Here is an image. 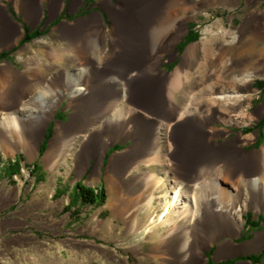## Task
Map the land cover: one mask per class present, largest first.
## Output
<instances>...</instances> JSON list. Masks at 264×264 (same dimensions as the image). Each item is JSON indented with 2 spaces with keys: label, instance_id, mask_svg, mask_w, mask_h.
<instances>
[{
  "label": "bare ground",
  "instance_id": "6f19581e",
  "mask_svg": "<svg viewBox=\"0 0 264 264\" xmlns=\"http://www.w3.org/2000/svg\"><path fill=\"white\" fill-rule=\"evenodd\" d=\"M122 1L125 3L122 10L109 2L114 14L112 47L104 51L99 63L106 69L100 70L102 67L94 61V57H98L101 32L105 30L102 15L88 16L75 25L66 23L58 29L67 43L60 49L50 47L47 52L50 59L69 57L74 64L88 67L80 77L72 78L68 71L48 83L50 88L39 94L43 113L39 121L33 114L21 120L16 109L24 97L46 84L47 66L40 61L33 66L28 59L23 72L10 63L0 64V144L9 154L21 145L29 152L38 153L46 122L62 104L68 87L73 88V93L67 96L69 106L73 108L71 121L57 124L45 154L47 163L53 167L73 146L83 144L82 140L88 142L83 148L86 156L97 148L101 149L102 156L112 141L136 135L133 146L114 155L108 182L109 206L125 219L130 229L144 226V217L147 218L145 222L151 223L146 228L150 233H155L156 224L169 226L168 234L162 239L169 251L164 256L168 259L165 264H205L204 249L208 243L223 233H238L244 223V207H252L253 202L264 204V144L258 150L243 153L241 144L249 143L254 136H245L241 132L230 142L215 144V129L208 130L204 114L206 110L212 114L231 110L238 112L235 119L245 117L240 114L245 100L240 90L244 86L251 87V77L263 71L264 54L259 57L249 55L241 41L243 35L248 34L253 44L264 43V27L254 18L247 20L240 35L225 27L218 31L212 26L207 27L206 35L186 50L181 64L172 73L157 71L159 56L142 70L136 65L150 59L149 31L154 23L186 30V22L196 16L190 12L198 8L197 3L187 0ZM56 2L61 4L62 0H54ZM38 7L27 10L33 16ZM7 12L8 8L0 4V46L10 41L19 42L23 37L22 25L19 30L4 29ZM229 35H233L232 41L228 40ZM177 36L172 44L178 40ZM167 38L165 34L154 44ZM215 40L220 42L216 45ZM199 55L203 59L197 68L200 71L197 82L185 87V80L195 77L192 66ZM208 66H214V70ZM83 83L86 85L81 86ZM178 91L192 96L186 106L177 96ZM123 95L131 96L127 103L123 101ZM119 106L122 107L118 110ZM115 112L120 115H114ZM263 113L264 104L253 117ZM147 115L155 121L151 122ZM138 117L139 122L135 125ZM163 127L168 141L165 146L162 143ZM155 163L167 165L172 174L170 181L176 184L170 198L167 199L168 194L163 195L164 207L158 216L152 215L148 208L158 198L157 188L161 187L162 179H156L152 172L134 178L129 175L141 165ZM185 183L193 186L195 191L184 192ZM209 183L214 187L209 188ZM198 187H202L205 197L202 214L194 211L197 204L189 201L196 198ZM196 219L201 228L194 226ZM194 227L197 235L191 240L189 235ZM263 239L264 234H258L249 248L257 247ZM177 247L182 252L181 261H176L178 257L174 256ZM227 247L220 249V254H224Z\"/></svg>",
  "mask_w": 264,
  "mask_h": 264
},
{
  "label": "rangeland",
  "instance_id": "374dc122",
  "mask_svg": "<svg viewBox=\"0 0 264 264\" xmlns=\"http://www.w3.org/2000/svg\"><path fill=\"white\" fill-rule=\"evenodd\" d=\"M187 1L196 2L198 8L190 12L196 16L186 22V30H182L178 26L174 27V29H172V26L166 28L162 24L154 23L152 30L149 31L152 41L149 50L150 59L142 65H136L137 67L143 70L153 63L156 56H159L160 62L156 66L157 71L172 73L181 64L186 50L191 45L200 42L203 36L206 35L205 29L207 27L212 26L215 31L225 27L240 35L245 23L250 18H254L260 23V26L264 27V0ZM109 2L112 6L119 8V10H122L125 6L122 0H62L61 4L58 2L54 3V0H42L39 2L41 3L39 4L41 9L39 10L40 7H38L36 14L32 16L30 15V10L22 11L10 0H0V4L7 7L10 11L9 13L20 24L27 25L32 30L40 26L41 35L31 41L21 44L24 33L19 42L10 41L4 46H0V53L5 50L11 51L5 59H0V64L10 63L15 69L23 72L26 71V61L28 59L33 63V66H36L38 61L47 66L45 69L48 79H46V84L38 87L35 93L24 97L16 109L21 120L32 114L35 115L36 120H40L39 117L43 113L40 110L39 94L50 88L48 83L52 79L59 76L62 77L68 71L70 77H80L88 67L74 64L75 62L69 57L62 60L50 59L47 53L50 47L53 46L56 49H60L67 43L58 30L66 23L75 25L85 17H94L97 14L102 15L101 17L105 20V23L103 22L105 30L101 32L102 38L98 44V57H94V61L98 63L95 65L102 67L100 70L106 69L99 63L101 60L100 56H103L104 51L112 47L111 37L114 14ZM167 3H163V6H166ZM191 23L194 24V28L190 26ZM190 28L199 31V38L188 43L183 51H177L178 43L184 40ZM165 34L168 38L164 42L155 45L154 43H157V40H160L163 35L165 37ZM176 36L178 40L172 44L171 41ZM243 36L241 45L244 46L243 49L246 47L249 55L259 57L264 54V43L253 44L248 34ZM232 39L233 35H229L228 40L232 41ZM216 41L215 44L217 45L220 41ZM202 59L203 57L199 55L194 62L195 65L192 66V71H194L195 77L189 81L185 80V87L197 82V77L200 74L197 68ZM209 67L214 70V66ZM94 68L96 69V66ZM262 70L260 74L251 77L253 79L251 87L244 86L240 90L241 95L245 99L240 114L245 117L235 119L238 112H231V110L229 112L224 110L220 114H212L210 111H205L206 127L209 131L215 129L214 133L216 136L213 141L215 144L219 145L225 141L230 142L231 139L241 132L245 136H254L249 143L241 144L240 148L243 149V153L258 150L263 146L264 123L260 127L263 132V139L259 146L256 145L259 136L258 127L252 132H244L245 128L256 127L264 119V113L262 116L253 117L258 107L264 104V91H261L255 85L256 80L264 79V68ZM85 85L84 83L81 84V86ZM72 89L68 87L67 94L61 101L62 104L57 110H54L52 116L46 122L44 137L39 142L41 146L47 135L42 155H40V150L38 153L31 150L29 152L22 145L17 147L14 153L9 154L3 150L0 144V264H165L168 259L164 256H167L169 251L163 245L162 239L168 234L169 226L163 227L159 226L160 224H156L154 226L156 227L155 233H150L146 228L151 223L148 220L145 222L147 218L144 217V226L130 229L126 225L125 219L119 217L112 207L109 206L111 196L108 182L114 155L133 146L136 135L133 136L134 138L122 136L112 141L102 156L99 148L90 156H86L83 148L88 142L82 140L83 144L77 143L73 146L71 151L65 154L62 157L63 159L53 167L45 160V154L55 135L57 124L71 121L73 108L69 106L67 96L73 93ZM178 92L177 96L181 103L186 106L191 101L192 96L189 97L184 91ZM195 92H199V90ZM122 97L123 101L127 103L128 97L130 98L131 96L123 95ZM122 106H119L118 110ZM16 110L11 111L14 112ZM114 115L120 114L115 112ZM147 117L149 116L147 115ZM149 119L151 122L155 121L151 116ZM134 122L137 125L139 117ZM49 124L51 128L47 129ZM255 137H257L256 140ZM162 141L163 146L167 145V134L164 127L162 130ZM15 158H18L22 166L21 170L12 176H9V171L8 176H6L8 170L6 166ZM35 162L37 163V168L33 169L32 165ZM147 172L154 173L156 179H162L163 181L161 187L157 188L158 198L148 208L152 215L158 216L164 207L165 197L163 195L168 194L167 199L170 198V194L175 189L176 184L170 181L171 170L163 163L141 165L135 171H130L129 175L134 178ZM78 181H82L92 187L103 185L106 201L100 207L88 206L81 209L80 214H76L73 219L70 211H66L65 207L69 203L68 193ZM207 186L209 188L214 187L212 183ZM57 189H59V193L62 191L65 193L58 195L56 194ZM182 190L184 192H194L195 188L185 183ZM202 194V187H198L195 193L196 198L189 200L194 205L197 204L194 211L200 214L203 213V207H205L203 205L205 197ZM248 213L253 214L251 219L259 221L253 227L246 225ZM259 215L262 216L259 217ZM243 220L244 223L238 233L234 231L223 233L208 243L204 249V255L207 259L205 264L208 263L209 259H212L211 264H220L222 262H224L223 264L264 263V257L259 262H253L247 258H238V256H246L253 253L259 254L264 248V239L257 247L249 248L251 242L258 234H264V204L253 202L252 207H244ZM193 224L195 227L201 228L199 219L193 221ZM195 227L190 233L191 235H189L191 240L197 235ZM154 234L155 237L153 236ZM223 247L227 248H225L224 254H220L219 250ZM179 248L177 247L174 251V256L178 257L176 261H181L182 252H180ZM211 249L214 250L210 253ZM206 253H210V257Z\"/></svg>",
  "mask_w": 264,
  "mask_h": 264
},
{
  "label": "trees",
  "instance_id": "16d2710c",
  "mask_svg": "<svg viewBox=\"0 0 264 264\" xmlns=\"http://www.w3.org/2000/svg\"><path fill=\"white\" fill-rule=\"evenodd\" d=\"M190 26H193L194 28V24L191 23ZM40 26H38L35 29H31V27L25 25L24 29H25V35L24 38L21 41V44L25 43V42H29L32 39H34L35 37L41 35V32L39 30ZM193 28H190L188 34H186V36L184 37V40H182L181 42L178 43L177 48H179L180 52L183 51V49L186 47V45L192 41H196L199 38V31L198 30H194ZM9 53H11V51H3L0 53V59H5ZM255 85L261 90L264 91V79H258L255 82ZM264 123V119L261 120V122L256 126V127H247L244 129V132H252L253 130H255L257 127L258 132H259V136H258V140L256 142V145L259 146L262 142L263 139V132L261 130L260 127H262ZM51 124V123H50ZM50 124L48 126L47 129L51 128ZM47 141V135L45 137V139L43 140L42 144H41V148H40V155L43 154L44 149H45V144ZM118 146V145H117ZM116 147V145H115ZM108 156V155H107ZM33 169L37 168V163L35 162L33 165ZM21 164L19 163L18 158L14 159L12 162H10L6 168H8L7 172H6V176H8V172L10 171V175H15L17 173H19V171L21 170ZM64 194L65 192L62 191L61 193H59V189L56 190V194ZM69 195V203L67 204V206L65 207L66 211H70L71 213V217L74 219L75 215L80 214V210L88 207V206H92V207H100L102 206L105 201H106V193H105V188L104 186H99V187H92L90 185H87L86 183H83L82 181H78L76 182L71 190L68 193ZM252 213H248L247 214V223L246 225H250L251 227L255 226L256 223H258L259 221H255L253 219H251L252 217ZM262 215H260L259 217H261ZM214 249L210 250V253L213 252ZM210 253H206V255L208 257H210ZM264 257V248L263 250L259 253V254H250V255H246V256H238V258H247L253 262H259L262 258ZM212 263V259H209L207 264H211ZM224 262L220 263L223 264Z\"/></svg>",
  "mask_w": 264,
  "mask_h": 264
},
{
  "label": "crops",
  "instance_id": "0c3cea01",
  "mask_svg": "<svg viewBox=\"0 0 264 264\" xmlns=\"http://www.w3.org/2000/svg\"><path fill=\"white\" fill-rule=\"evenodd\" d=\"M15 6H17L19 9L22 11H25L27 8H32L33 10L39 6L40 0H10ZM27 11V10H26ZM35 12V11H34ZM35 14V13H34ZM19 21L15 19L10 13L9 10L7 14L5 13L4 15V20H3V26L6 31H9L10 29L18 28L19 30ZM23 26V25H22ZM24 31V28H23ZM24 34V32H23Z\"/></svg>",
  "mask_w": 264,
  "mask_h": 264
},
{
  "label": "water",
  "instance_id": "95a60500",
  "mask_svg": "<svg viewBox=\"0 0 264 264\" xmlns=\"http://www.w3.org/2000/svg\"><path fill=\"white\" fill-rule=\"evenodd\" d=\"M188 31H189V29H188ZM177 50H179V49L177 48Z\"/></svg>",
  "mask_w": 264,
  "mask_h": 264
}]
</instances>
